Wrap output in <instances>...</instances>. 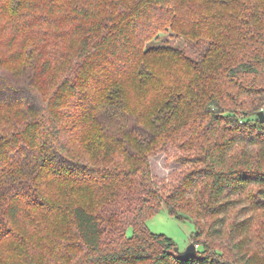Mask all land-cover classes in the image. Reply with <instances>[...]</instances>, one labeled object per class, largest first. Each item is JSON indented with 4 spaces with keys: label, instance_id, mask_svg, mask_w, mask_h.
<instances>
[{
    "label": "trees",
    "instance_id": "obj_1",
    "mask_svg": "<svg viewBox=\"0 0 264 264\" xmlns=\"http://www.w3.org/2000/svg\"><path fill=\"white\" fill-rule=\"evenodd\" d=\"M262 110L264 0H0V264H264ZM160 153L194 169L158 180ZM162 205L195 255L149 229Z\"/></svg>",
    "mask_w": 264,
    "mask_h": 264
},
{
    "label": "rangeland",
    "instance_id": "obj_2",
    "mask_svg": "<svg viewBox=\"0 0 264 264\" xmlns=\"http://www.w3.org/2000/svg\"><path fill=\"white\" fill-rule=\"evenodd\" d=\"M234 12L229 11L228 14L231 15ZM233 24H237V22H233ZM158 36L150 41L151 45L160 44L161 42H165L166 45L170 46H180L189 54V56L195 60L198 61L203 58L205 53L210 47V40L202 39V40H189L186 39L183 35L176 34L170 27H163V29L157 33ZM236 34H238L236 32ZM229 39L224 40L225 43H227L234 54L240 55L242 50L235 45L238 43V36L228 33ZM236 82L239 85L247 86L249 85V82L244 77H240L236 80ZM232 93H234V89H230ZM135 102V99L133 100ZM238 113H243V110H238ZM246 115L249 114L248 112L245 113ZM255 119L252 118V121ZM251 121V119H250ZM251 121V122H252ZM241 148H238L236 150L237 154H241ZM171 153V152H170ZM170 153H160L152 158H150V165L151 170L154 178L158 180H166L167 184H170L173 176H179L181 174L189 173L191 172L193 167H182L181 164H179L176 161V157L169 156ZM179 156H182V154H179ZM255 187H253L251 190L248 191V196L254 193ZM246 205V202H243L242 205H238L235 207V209L231 212V217L229 221L234 220H243L245 218L249 217V210L246 209L244 206ZM245 208V209H244ZM261 222L264 226V216H261ZM147 225L149 229L158 234H164L171 239L174 240L176 243V247L179 253L182 255L185 254L186 250L190 246L191 242V236L195 232V226L192 221L190 220H178L175 217H172L165 205H162L159 213L155 214L154 216L150 217L147 221ZM261 225H256V234L260 238V245L263 242V234L260 230ZM132 228L128 229V235H132ZM259 233L261 237L259 236ZM222 251L225 253H228V243L225 240L222 247L218 246Z\"/></svg>",
    "mask_w": 264,
    "mask_h": 264
},
{
    "label": "water",
    "instance_id": "obj_3",
    "mask_svg": "<svg viewBox=\"0 0 264 264\" xmlns=\"http://www.w3.org/2000/svg\"><path fill=\"white\" fill-rule=\"evenodd\" d=\"M258 117L261 119V123H264V111H260L258 113ZM196 250H197V246L194 244H190V246L188 247V249L185 252V255H187V256L195 255Z\"/></svg>",
    "mask_w": 264,
    "mask_h": 264
},
{
    "label": "built area",
    "instance_id": "obj_4",
    "mask_svg": "<svg viewBox=\"0 0 264 264\" xmlns=\"http://www.w3.org/2000/svg\"><path fill=\"white\" fill-rule=\"evenodd\" d=\"M262 111H264V110H262Z\"/></svg>",
    "mask_w": 264,
    "mask_h": 264
}]
</instances>
